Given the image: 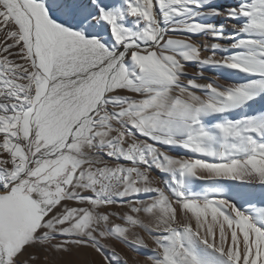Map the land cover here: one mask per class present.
Returning <instances> with one entry per match:
<instances>
[{"label": "snow or ice", "instance_id": "obj_1", "mask_svg": "<svg viewBox=\"0 0 264 264\" xmlns=\"http://www.w3.org/2000/svg\"><path fill=\"white\" fill-rule=\"evenodd\" d=\"M258 101L264 0H0V264H264Z\"/></svg>", "mask_w": 264, "mask_h": 264}, {"label": "rangeland", "instance_id": "obj_2", "mask_svg": "<svg viewBox=\"0 0 264 264\" xmlns=\"http://www.w3.org/2000/svg\"><path fill=\"white\" fill-rule=\"evenodd\" d=\"M213 2L215 3L216 0H213ZM215 22L217 23H220L221 21L219 20H216ZM194 39H197V40H200L202 41L203 43L207 44L209 43V40L207 37H204V36H198V37H195ZM224 43H227V41H225ZM210 53L209 52H204V55H209ZM217 56H219V53L217 54ZM187 71L189 73H197L199 71V66H193V65H189L188 68H187ZM209 74L208 71H205L204 72V76L207 77V75ZM199 83H205L206 80H198ZM176 154H183V150H176ZM153 175H157V173H153ZM140 236L143 237V235H141L140 233H143V231L137 229L136 230ZM111 241V239H105V240H102L101 243L104 245L105 249L106 250H112L110 249L108 243ZM112 240H115V239H112ZM116 242H118L119 244L123 245L124 247H126V249L128 250V252L130 253H133V249H130L127 245L115 240ZM37 251L40 252V254H43L42 251H40L39 249H36ZM113 250L118 254V257L119 256H123L121 253H120V250L113 246ZM107 255H112V252L111 251H107L106 253ZM117 257V256H116ZM115 257V260H116V263L118 264V257L116 258ZM125 258H127L126 256H123ZM43 259V255L41 257ZM57 260H60V259H63V261L65 262V264H105V261L103 259V256L96 253L94 250H92L91 248H87V249H79V248H74L72 250V252L70 254H64L62 257L61 256H56L55 257ZM129 264V263H128Z\"/></svg>", "mask_w": 264, "mask_h": 264}, {"label": "bare ground", "instance_id": "obj_3", "mask_svg": "<svg viewBox=\"0 0 264 264\" xmlns=\"http://www.w3.org/2000/svg\"><path fill=\"white\" fill-rule=\"evenodd\" d=\"M215 3L219 4V5L228 6V5H232V4L236 3V0H216ZM207 77H212V78L218 77L220 83H225L228 80V78H232V79L239 78V77L233 75L230 72V70H227V69L221 70V71H211V72H209ZM206 82H207V80H206ZM262 107H264V101H258L255 105H253L254 109H260ZM233 194H235V191L233 192ZM140 234L143 235L145 242L147 244H149V247H151V239L148 236V234L145 232L140 233ZM108 245H109L110 249H112V250H113V246H114V248L117 247L120 250V253L123 256L127 257L129 264H146V257H147V255L150 254L146 249H139L138 251L133 250V253H130V252H128L126 247H124L123 245L119 244L118 242H116L115 240H112V239L108 243ZM109 256L112 257L114 264H117L116 260H115L116 256H112L111 254ZM117 257H118V254H117Z\"/></svg>", "mask_w": 264, "mask_h": 264}, {"label": "crops", "instance_id": "obj_4", "mask_svg": "<svg viewBox=\"0 0 264 264\" xmlns=\"http://www.w3.org/2000/svg\"><path fill=\"white\" fill-rule=\"evenodd\" d=\"M30 251H37V250H30ZM38 252H39V251H38ZM40 255H41V257H42L43 254H40ZM37 264H38V262H37Z\"/></svg>", "mask_w": 264, "mask_h": 264}]
</instances>
